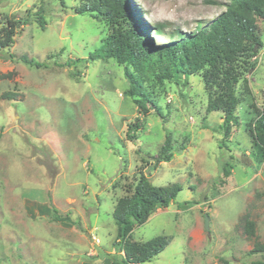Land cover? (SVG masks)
<instances>
[{"label": "rangeland", "instance_id": "1", "mask_svg": "<svg viewBox=\"0 0 264 264\" xmlns=\"http://www.w3.org/2000/svg\"><path fill=\"white\" fill-rule=\"evenodd\" d=\"M230 1L126 0L125 19L155 48L172 31L188 33L213 20ZM86 2L0 0V19L31 17L14 46L0 53V264L121 259L113 211L120 197L132 194L140 172L154 185L182 186L169 207L135 227L132 238L140 242L171 237L141 264L264 259V252L252 251L264 243V151L249 132L256 110L264 108V20H258L263 48L234 63L240 124L225 139L223 113L207 110L202 72L153 81L149 90L163 116L154 104L140 114L127 94L124 65L94 56L113 26L82 12ZM41 7L44 27L35 14ZM158 25H164L160 34ZM138 117L141 128L130 140L128 127ZM168 135L172 149L165 152ZM226 163L233 166L229 176ZM247 219L255 222L254 235L245 230Z\"/></svg>", "mask_w": 264, "mask_h": 264}, {"label": "trees", "instance_id": "2", "mask_svg": "<svg viewBox=\"0 0 264 264\" xmlns=\"http://www.w3.org/2000/svg\"><path fill=\"white\" fill-rule=\"evenodd\" d=\"M225 7L216 18L198 23L191 32L172 31L168 42L155 48L148 44L137 23L132 22L131 26H127L126 0H87L81 11L93 12L111 22L112 30L94 52V56L102 59L113 58L124 65L130 84L127 94L134 98L140 114L146 116L150 111L149 104H154L157 113L163 116L161 107L149 90L153 81L187 78L202 72L208 92L207 110L223 113L220 128L224 132V138L228 139L233 132V126L240 124L236 114L240 103L236 89L239 75L234 63L239 57H248L263 48L258 20H264V0H231ZM35 14L44 27V9L39 8ZM29 18L31 17L22 20L6 15L0 19V53L14 46L15 37ZM122 18L124 20H120ZM157 27L155 32L162 33L164 25ZM21 59L28 60L24 56ZM3 96L11 99L15 93L6 92ZM256 111L249 132L255 145L264 151V108ZM141 120L138 117L135 123L129 125L127 137L130 140L135 139L134 132L141 128ZM171 140L168 135L163 147L165 152L172 149ZM222 144L227 146L226 141ZM166 157L169 158L170 155ZM227 163L222 170L229 176L233 166ZM181 190L179 183L154 185L147 175L140 172L132 194L120 197L114 207L113 216L117 223L115 245L122 257L112 260L111 264L150 262L170 244L171 237L167 235H157L140 242L132 238V233L136 226L148 221L158 208L169 207ZM56 219L72 222L69 216L58 215ZM245 230L254 235L255 222L247 219ZM252 251L264 252V243L257 244ZM220 260V264H234L225 257ZM252 264H264V259H256Z\"/></svg>", "mask_w": 264, "mask_h": 264}, {"label": "water", "instance_id": "3", "mask_svg": "<svg viewBox=\"0 0 264 264\" xmlns=\"http://www.w3.org/2000/svg\"><path fill=\"white\" fill-rule=\"evenodd\" d=\"M205 217H206V220H205V227H206V230L209 231V230H210V220H209V215L206 214Z\"/></svg>", "mask_w": 264, "mask_h": 264}]
</instances>
